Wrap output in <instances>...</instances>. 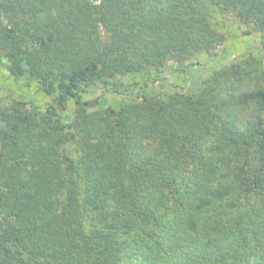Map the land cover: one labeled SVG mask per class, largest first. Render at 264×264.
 <instances>
[{
  "label": "trees",
  "instance_id": "1",
  "mask_svg": "<svg viewBox=\"0 0 264 264\" xmlns=\"http://www.w3.org/2000/svg\"><path fill=\"white\" fill-rule=\"evenodd\" d=\"M214 5L264 34V0H0V67L54 95L0 107V264H264V53L219 64Z\"/></svg>",
  "mask_w": 264,
  "mask_h": 264
},
{
  "label": "rangeland",
  "instance_id": "2",
  "mask_svg": "<svg viewBox=\"0 0 264 264\" xmlns=\"http://www.w3.org/2000/svg\"><path fill=\"white\" fill-rule=\"evenodd\" d=\"M210 9L212 10V18L216 22V26L225 34V40L222 45L217 48V54L214 55L212 53L219 64H223L228 60H240L243 56L248 54L260 56L264 53V34L258 31L246 33L245 30L247 27L241 25L233 15L227 14L222 16L215 5L211 6ZM214 10L220 12V15L214 13ZM207 57V53H200L193 60L202 62ZM210 70L204 72L203 77L207 76ZM152 74L153 73L147 74L141 72L128 74L126 78H124V81L125 79L126 81L122 89L120 91L107 92L106 97L100 95L102 87L99 84L92 86L89 90L82 92V99L97 98L100 105L110 104L113 107H117L119 104L130 100V92L136 95L140 89L150 91L151 86L147 78ZM165 74L169 78L167 80L169 85H171L170 82H172L175 86L187 87L182 77L181 70L177 66L169 64L165 69ZM162 90H168V85H163ZM53 97L54 95H47L38 89L34 80L26 76L14 77L9 74L6 68L0 67V107L10 102L11 99L16 98L27 100L35 107L43 109L51 103ZM74 107V101L69 99L66 102V108L60 113L63 122L67 123L71 120Z\"/></svg>",
  "mask_w": 264,
  "mask_h": 264
}]
</instances>
